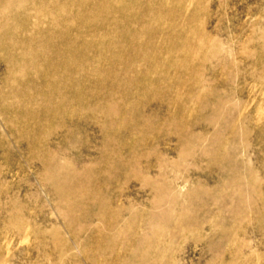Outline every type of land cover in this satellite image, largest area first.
Listing matches in <instances>:
<instances>
[{"label": "bare ground", "instance_id": "obj_1", "mask_svg": "<svg viewBox=\"0 0 264 264\" xmlns=\"http://www.w3.org/2000/svg\"><path fill=\"white\" fill-rule=\"evenodd\" d=\"M213 3L0 0V158L6 160L0 165V264H34L11 262L9 234L30 232L42 246L55 238L56 251L72 252L56 227L19 221L30 216L27 190L24 197L17 184L11 191L7 178L20 179L11 175L27 161L38 163L40 183L74 248L96 252L91 264H176L169 241L179 235L208 242L214 264H264L243 233L257 216L249 234L264 238V181L246 156L256 138L264 139L246 125L248 114L235 97L252 82L264 89V54L256 59L253 51L257 45L264 52V24L251 29L254 37L239 60L211 25ZM208 63L212 72L220 68L222 88L206 77ZM171 138L173 149L166 143ZM158 147L177 154L188 149L220 176L219 186L200 189V202L183 205L188 181L167 177L170 162ZM79 154L96 160L76 166ZM133 181L152 195L150 209L133 207V193L125 192ZM215 197L227 201L214 210ZM219 207L231 214L220 218ZM210 214L215 218L203 234Z\"/></svg>", "mask_w": 264, "mask_h": 264}, {"label": "rangeland", "instance_id": "obj_2", "mask_svg": "<svg viewBox=\"0 0 264 264\" xmlns=\"http://www.w3.org/2000/svg\"><path fill=\"white\" fill-rule=\"evenodd\" d=\"M214 2L210 8V20L212 21V26L215 24L219 27L221 34H219V39L222 40L223 44L230 47L234 54V57L242 60L243 54L241 49L246 46L247 41L254 37L251 29L255 26L257 28L264 24V2L262 0H252L251 3L248 0H209ZM255 3H254V2ZM262 2V3H261ZM249 6V7H248ZM262 6V7H261ZM212 26L208 28L209 31L212 30ZM258 46L253 45V51L255 52L256 59H261L262 52L257 48ZM206 77L215 79L219 83V87L222 88V77L220 68L212 72L209 69V63L207 64ZM3 73V69H0V74ZM224 78V75H223ZM251 83V82H250ZM252 84H255L252 86ZM259 83L252 82L250 86H243L236 94V98L242 101V106H244L246 113L248 114V119L246 120V125L251 128L254 132L255 137H260L264 139V89L260 92ZM260 92V93H259ZM258 103L256 107L254 104ZM158 112V113H157ZM153 114H160L159 111H152ZM194 130H202L196 128ZM206 135L209 130H202ZM91 131H87V135L91 136ZM97 135H93V138ZM55 136L54 138H56ZM140 138L141 135L138 134ZM84 140L86 136L83 137ZM254 141L256 144V149L252 150L251 153L246 156L250 159L251 166L253 167V173L257 175L258 179L264 181V143L259 144L258 138ZM98 142L97 139H89L87 142V147L93 149ZM169 144L170 149H173L175 140L173 138L166 141ZM207 143V142H206ZM223 141L220 140L218 144H222ZM11 147V145H10ZM12 149V148H11ZM158 152L162 155L164 154L167 160L170 162L169 167L166 171L167 177L171 178L173 182L178 176L181 179L188 181L185 192L183 193L182 199L184 200L183 205H187L189 199L193 201L200 202L202 196L200 194V189H211L219 186L220 176L215 173L213 169H210L203 165L202 162L197 161L193 156L189 155L188 149L180 153L168 152L162 147H158ZM92 152V151H91ZM11 159L17 158V154L13 153ZM245 156V157H246ZM246 157V158H247ZM94 161V154L90 157L83 154H79V157L73 158L72 162L76 166L83 165L89 161ZM6 160L0 158V165L6 166ZM23 167L21 172L12 174L14 177L18 176L20 179L16 180L8 176L7 181L9 183V188L11 191L14 189V185L17 184L21 188L20 195L24 197V193L27 190V197L24 202L28 205L30 216L26 215L24 219L19 220L21 223L33 225L34 223L41 224L43 228L50 229L52 226L56 227L58 231L62 234L63 238L69 242L72 252L69 254L67 252V247L56 251L57 240L53 238V243L40 245L35 236L27 232L23 234L22 237H17L14 234H9L8 245L10 249V254H14L12 263L22 262L24 260H29L36 264H91L88 257L96 252H86L84 248H79L76 250L71 242V235L69 229L64 225L59 213L54 208L52 197L48 193L47 189L40 183V173L38 168V163L34 166L23 162ZM16 169L14 170V173ZM152 176V175H151ZM13 179V180H12ZM15 180V182H13ZM178 182H181L180 179ZM140 183L137 181L131 182L126 193H133V198L131 199L132 205L138 210L150 209L149 200L152 195H148L147 191L139 190ZM262 191H264V183L261 185ZM139 192L135 195L136 192ZM110 196L115 195V191H109ZM22 197V198H23ZM222 202H226L227 199H220ZM218 197L212 200V206L215 210L216 205L222 204ZM254 200V199H253ZM258 203V200H255ZM194 205L193 202H191ZM188 206V205H187ZM253 209L248 207V210ZM220 214L219 217L229 216L231 213L228 209H222L219 207ZM216 216V215H214ZM212 218V219H211ZM215 218V217H214ZM213 215H207L202 221L203 226L201 232L203 234L209 233L208 220H213ZM258 217L253 216L251 219L246 221L244 226L246 229L243 233H248L251 237V246L262 258H264V238L249 234V229L258 222ZM163 227L165 225L163 224ZM240 232V231H238ZM143 231L139 230V234ZM241 233V234H240ZM239 234L242 235V231ZM169 249L171 250L172 260H175L176 264H214L212 263V253L207 250L208 242L206 241H195L191 236L179 235L172 238L169 241ZM53 248V251H52ZM227 252L230 251L226 248ZM105 260L107 262L117 261L114 256L106 255ZM216 264V263H215Z\"/></svg>", "mask_w": 264, "mask_h": 264}]
</instances>
